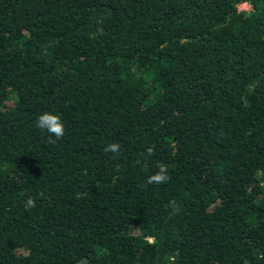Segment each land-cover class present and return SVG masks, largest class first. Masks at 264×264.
Returning a JSON list of instances; mask_svg holds the SVG:
<instances>
[{
  "label": "trees",
  "instance_id": "16d2710c",
  "mask_svg": "<svg viewBox=\"0 0 264 264\" xmlns=\"http://www.w3.org/2000/svg\"><path fill=\"white\" fill-rule=\"evenodd\" d=\"M0 264H264V0H0Z\"/></svg>",
  "mask_w": 264,
  "mask_h": 264
},
{
  "label": "clouds",
  "instance_id": "9594fccd",
  "mask_svg": "<svg viewBox=\"0 0 264 264\" xmlns=\"http://www.w3.org/2000/svg\"><path fill=\"white\" fill-rule=\"evenodd\" d=\"M246 3V2H245ZM36 126L40 129L47 130L50 134L54 135L56 139H60L65 134V128L63 123L61 122V118L57 114L44 113L39 116ZM120 146L118 144H110L105 151H111L113 153L119 151ZM149 155L152 153V148L147 149ZM167 168L163 165L159 166V171L148 177V183L151 184H160L167 181L170 177L167 174ZM174 210L176 212L179 211V208L175 207V202H171ZM28 205L35 207V201L33 199H29L27 202Z\"/></svg>",
  "mask_w": 264,
  "mask_h": 264
},
{
  "label": "rangeland",
  "instance_id": "374dc122",
  "mask_svg": "<svg viewBox=\"0 0 264 264\" xmlns=\"http://www.w3.org/2000/svg\"><path fill=\"white\" fill-rule=\"evenodd\" d=\"M249 5L247 4V3H245V2H240V3H238V7L239 8H247Z\"/></svg>",
  "mask_w": 264,
  "mask_h": 264
}]
</instances>
